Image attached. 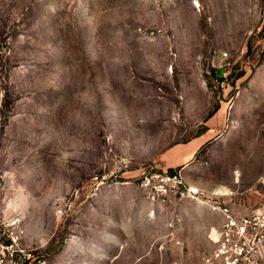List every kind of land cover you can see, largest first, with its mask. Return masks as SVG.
Listing matches in <instances>:
<instances>
[{"label": "rangeland", "instance_id": "1", "mask_svg": "<svg viewBox=\"0 0 264 264\" xmlns=\"http://www.w3.org/2000/svg\"><path fill=\"white\" fill-rule=\"evenodd\" d=\"M256 188L257 203L264 0H0L18 264H198L223 221L210 201Z\"/></svg>", "mask_w": 264, "mask_h": 264}, {"label": "built area", "instance_id": "2", "mask_svg": "<svg viewBox=\"0 0 264 264\" xmlns=\"http://www.w3.org/2000/svg\"><path fill=\"white\" fill-rule=\"evenodd\" d=\"M175 178L176 175L171 174L166 179L174 181ZM217 189L213 194L223 197L229 193L226 188L224 192ZM181 195L202 202L204 191L188 184L182 186ZM210 202V207L222 215L223 221L217 228H210L214 247L198 264H264V198L248 211H241L240 203L235 205L229 199L221 205L217 200ZM0 230V264H18L20 256L16 247L22 230L14 222L4 220H0Z\"/></svg>", "mask_w": 264, "mask_h": 264}, {"label": "crops", "instance_id": "3", "mask_svg": "<svg viewBox=\"0 0 264 264\" xmlns=\"http://www.w3.org/2000/svg\"><path fill=\"white\" fill-rule=\"evenodd\" d=\"M252 191H254L253 194L245 195L246 197L244 198V200L242 202L240 201L241 211H248L252 207V205L256 203V201L260 198V195L262 194V192L257 188L253 189Z\"/></svg>", "mask_w": 264, "mask_h": 264}]
</instances>
